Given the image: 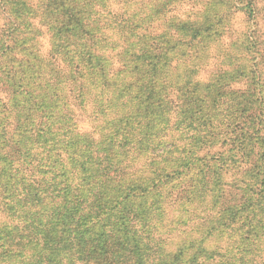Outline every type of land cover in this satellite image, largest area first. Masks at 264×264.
I'll return each instance as SVG.
<instances>
[{"label":"rangeland","instance_id":"374dc122","mask_svg":"<svg viewBox=\"0 0 264 264\" xmlns=\"http://www.w3.org/2000/svg\"><path fill=\"white\" fill-rule=\"evenodd\" d=\"M14 2L10 12L16 29L8 23V5L0 1V28L6 35L13 32L16 41L9 54L16 57L11 66L20 86L16 98L0 102V157L8 151L6 138L12 137L21 150L19 161L0 160V246L12 243L16 252L11 258L27 262L14 264H42L38 252L14 247V232L28 218L33 223L36 217L39 228L93 227L82 209L103 189L100 212L108 218L96 228L114 229L127 243L123 214L129 208L139 216L140 237L151 220L157 226L151 240L156 251L145 257L152 264H185L192 256H200L202 264H264V252L249 245L261 240L260 249L264 247V160L245 157L242 162L238 150L242 131L257 126L248 112H239L247 95L259 98L264 108V46L245 54L241 42L231 43L235 31L248 28L264 38L261 14L251 16L250 25L248 14L237 15L226 35L219 17L223 0H123L127 30L107 29L106 37L98 28L84 37L76 20L70 36L55 23L47 30L34 16L44 8L43 0ZM239 2L235 0L240 11L246 10ZM95 3L106 23L108 5ZM52 7L54 13L46 14L56 20L59 12ZM94 20L90 15L87 23ZM194 21L204 31L193 32ZM45 57H54L62 76L46 72ZM251 65L254 75L248 73ZM221 89L238 93L221 98ZM69 90L79 96L81 110L73 107ZM27 91L42 92L39 110L24 98ZM14 114L22 125L13 133ZM107 153L125 160V175L102 171ZM21 165L25 170L18 176ZM170 190L175 195L168 197ZM181 190L192 199L190 221L175 201ZM249 218L253 223L247 236ZM55 252L52 260L74 264L75 249L68 242ZM8 260L2 256L0 264Z\"/></svg>","mask_w":264,"mask_h":264},{"label":"trees","instance_id":"16d2710c","mask_svg":"<svg viewBox=\"0 0 264 264\" xmlns=\"http://www.w3.org/2000/svg\"><path fill=\"white\" fill-rule=\"evenodd\" d=\"M3 2V5L7 6L9 8H5L6 14L9 16V25L12 24L13 29H16L18 27V24L16 22L15 16H13L10 12V9L12 8L13 4L15 3V0H0ZM42 1V0H41ZM50 1V0H49ZM48 0H43L42 6L44 8H41L39 11L36 10V8H32L33 11H38L39 13L34 14V16L38 19L44 21V26L47 27V30H52L53 23L57 24L59 31H65L67 32L66 36H70L69 32L74 31L72 29L73 26L72 23L74 20H76V24L79 27L80 35L84 37H88L92 32V29L96 30L99 28L100 31H103L104 35L108 37V31L107 29L111 30H119L120 32H123L124 30H127L126 27L128 25L125 22V18H123V0H103L105 1L106 5H108L107 14H109L110 17H108V20H106V23H104V18L101 16V9L100 6L95 3H100V0H91L90 2L88 0H84L83 3H79V0H54V2H49ZM239 3H243L246 5L247 9L244 11H240L239 6L235 5V0H223V3L226 4L224 8L221 9V13L219 17L222 19L221 25L223 26L224 33L226 35H230L232 31V24L234 25L235 17L237 15H245L248 14L245 18L248 20V24L251 21V16H255L256 18L258 14H261V16L264 18V0H239ZM31 4V3H30ZM28 3V5H30ZM55 6V11L59 12V17L56 20H52L50 16L46 14V11L52 12L54 9L52 6ZM99 6V7H98ZM31 7V6H30ZM243 9V8H241ZM243 12V13H242ZM54 13V11H53ZM102 13H105L104 11ZM52 14V13H50ZM94 15V21L93 25L87 23L88 16ZM7 16V17H8ZM66 17V20L64 19ZM35 20V19H34ZM193 27L191 25V29L195 33H201L203 29L201 24H196V22H192ZM34 26V24L32 23ZM250 25V24H249ZM32 26V27H33ZM246 29V28H245ZM259 29V28H258ZM222 30V29H221ZM3 28H0V75L4 73V69L8 68V72L6 74V80L0 84V93L4 95V98L0 96V102L2 101L4 104L7 102L12 101V98H16L19 93V84L16 80V76H18V72L13 69L11 64L14 62L16 57L11 56L10 52L15 51L14 50V43L15 37H13V32L9 34H3L4 32ZM236 32V38L231 40V43L235 40L236 43L241 42L239 45V48L245 53V54H254L256 50H258L259 46H264V38L261 39L260 34H256V31L250 32V29L248 30H238ZM234 32V33H235ZM107 33V34H106ZM11 36V41L8 39L5 44V37ZM194 37H192L188 43L193 42ZM193 39V40H192ZM251 40V41H250ZM10 43H7L9 42ZM70 41V40H68ZM253 42V45H252ZM200 42H197V44ZM253 47V48H252ZM254 49V50H252ZM6 58L4 61H1L2 58ZM10 57V58H9ZM54 58V57H53ZM50 57L41 58V61L43 65H47V68L45 69L46 72L55 73L57 75H60V65L53 61ZM46 60V62H45ZM9 65V66H7ZM251 65L250 69L248 70V73L251 75H254L255 70L252 68ZM10 81L11 84H10ZM258 80H255L252 83V86H254L258 83H256ZM255 89V88H254ZM27 94L24 96V98L30 103V105L37 106L35 110H39V106L42 102V92H31L27 91ZM70 98H74L73 107L76 108V110H81V103L78 99V95L75 97L72 95L73 91L69 90ZM231 93L234 97L237 95V91L235 90H226L221 89L219 91V96L222 98L226 95ZM245 93V92H242ZM249 93V92H246ZM78 96V97H77ZM248 101L246 103H243L241 108L239 109V112L241 114H245L248 112L247 117L251 118V123H255L257 121V126H252L251 128H248L246 131L243 130L241 135L238 138V150L241 152V161H244L245 157H250L254 161L258 159L264 160V108H261V100L259 98L255 97V95L250 94L247 95ZM69 98V99H70ZM4 99V100H3ZM18 99L15 100V106H17ZM6 105V104H5ZM23 104H19L21 106V111H23ZM9 110V109H8ZM44 113V110L39 114L40 117H42ZM18 115V114H17ZM17 115H13L14 121L13 124L17 125L15 126L14 131L22 125V123H19V119ZM76 130V129H75ZM13 135V134H12ZM13 138H6L5 142L8 147L7 154L3 156V154L0 157V160H2L3 157H8L9 159H14L16 161L20 160V154L21 150L19 146L14 144ZM123 146V145H122ZM121 146V147H122ZM122 149V148H121ZM262 150V154L261 151ZM122 152V150L120 151ZM261 154V156H260ZM14 157V158H13ZM35 154H33V159H35ZM129 160V158H127ZM30 165V162L27 163ZM261 166V165H259ZM129 167L125 165L124 161H119L117 159V155L113 153H107L106 154V162L103 164L102 171L106 174L114 173V177H119L126 174V168ZM23 169V170H22ZM39 169V167H38ZM25 170L24 165H21V168L18 169V176ZM0 169V176L2 175ZM142 173V172H141ZM264 182V180H263ZM167 184H169V181L167 180ZM36 184H31L30 186L35 187ZM50 185H47L45 189L50 188ZM29 189L24 194V200L26 201V198L29 194ZM114 191V190H113ZM103 191H97L93 194V199L86 200V204L84 205V216L85 218H91L93 219V227L91 226H82L79 225H73V226H63V227H53L45 226L42 228H39L38 222L36 221V217L33 219V223L31 222L32 219L28 218L29 220H26L24 224L21 225V227H18L17 230L14 232L15 237L14 240L16 241L14 243L15 248H19L21 251H27V252H38L42 264H57V260H52V255L57 254L55 252V249L58 248L60 244L66 245L68 242L70 244V247L75 249V255L74 264H78L79 262L88 263V264H152V261L150 258L145 257L148 253H152V251H156V248L153 249V245L151 244L152 236L154 237V231L157 229V226L153 223H151V220L148 222V229L145 230L146 234L144 236L140 237V234H137L136 231V221L139 220V216L134 213L130 208L123 214V218L127 220L125 227V237L127 243L123 242L122 238L117 237V233L114 229H108V230H100L96 228V225H99L101 221L106 220L108 217L100 212L102 208V196L101 193H104ZM173 195L174 191L170 190L169 195ZM176 200L182 203L181 206H183V209H186L188 211L187 216L189 217V221L192 219L189 215V211L191 208V204L189 203L192 199L188 196L187 190H181L176 193ZM175 195V194H174ZM128 196V195H127ZM179 196V198H178ZM181 196V197H180ZM167 197V199H168ZM23 200V201H24ZM78 204L84 203V201L79 200V198L76 199ZM80 219L81 217H77ZM77 219V220H78ZM249 226L248 230H246L247 236L251 233L252 223L253 219L249 218ZM226 224V222H224ZM196 230V228L194 229ZM118 232V230H117ZM66 233L67 237L64 236ZM79 236V237H78ZM60 240L62 242H60ZM250 240V239H249ZM263 241H251L249 245H252L251 248H257L261 252H264V247L260 249L261 244ZM260 243V246H259ZM2 248V251L0 253V257L6 256L9 260L6 261V264H14V261H19L21 263H24L25 261L16 260V258H11L13 252H16V249H13L12 243L4 244L3 246H0ZM201 251H205L203 247H201ZM214 252V250H212ZM216 252V251H215ZM11 254V256H10ZM176 254V253H175ZM177 256V255H176ZM211 258H214L213 255L208 256ZM11 258V259H10ZM200 256L195 259L194 256L191 258H188L184 261L185 264H202L200 262ZM199 260V261H198ZM15 262V263H16ZM180 262V260H179ZM27 263V262H25ZM210 263V262H209ZM59 264V263H58ZM164 264H167V262H164ZM169 264H174L172 261Z\"/></svg>","mask_w":264,"mask_h":264}]
</instances>
